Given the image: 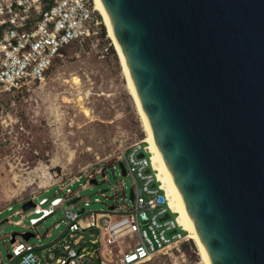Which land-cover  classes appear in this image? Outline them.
<instances>
[{
	"label": "water",
	"instance_id": "water-1",
	"mask_svg": "<svg viewBox=\"0 0 264 264\" xmlns=\"http://www.w3.org/2000/svg\"><path fill=\"white\" fill-rule=\"evenodd\" d=\"M98 1L209 264H264V0Z\"/></svg>",
	"mask_w": 264,
	"mask_h": 264
},
{
	"label": "rangeland",
	"instance_id": "rangeland-1",
	"mask_svg": "<svg viewBox=\"0 0 264 264\" xmlns=\"http://www.w3.org/2000/svg\"><path fill=\"white\" fill-rule=\"evenodd\" d=\"M98 14L93 35L64 48L41 82L29 84L17 97L10 94L0 98V222L9 217L10 223L0 225V264H15L5 255L9 235L24 232L11 225L19 220V216L11 215L23 200L34 196L49 199L58 187L80 176L70 189L90 203L85 211L106 212L113 204L109 187L120 181L125 187V204L130 205L129 178H120L110 168L105 169L103 181L96 174V185L79 191L85 181L82 173L108 166L109 159L130 145L143 141L148 151L117 51ZM101 191L103 197L99 196ZM75 206V212L82 208L79 202ZM63 214V208L56 209L33 233L29 232L38 237L28 241L41 247L34 251L37 256L60 237ZM184 238L177 247L140 264H204L185 232Z\"/></svg>",
	"mask_w": 264,
	"mask_h": 264
},
{
	"label": "built area",
	"instance_id": "built-area-1",
	"mask_svg": "<svg viewBox=\"0 0 264 264\" xmlns=\"http://www.w3.org/2000/svg\"><path fill=\"white\" fill-rule=\"evenodd\" d=\"M95 13L91 0H0V98L19 95L29 84L41 82L64 48L93 35L99 23ZM145 148L142 141L134 143L109 159L108 166L81 174L85 181L79 191L92 186L89 180L101 172L103 181L106 168L120 178L128 177L132 192L129 206L120 181L109 187L113 204L106 212L85 211L90 203L70 189L80 176L58 187L49 199L30 198L33 208L24 214L15 211L11 216H19V220L11 225L33 233L40 222L63 208L64 228L51 248L40 250L39 256L34 251L41 247L15 238L9 245L10 260L15 264H140L177 247L185 239L184 232L158 187ZM138 154L142 157L137 158ZM118 163L122 164L124 177ZM103 194L99 192V196ZM76 202L82 205L77 212ZM93 202L98 203V199ZM164 215L168 217L161 220ZM22 220L27 224L23 225ZM33 238L38 239L36 235Z\"/></svg>",
	"mask_w": 264,
	"mask_h": 264
},
{
	"label": "bare ground",
	"instance_id": "bare-ground-1",
	"mask_svg": "<svg viewBox=\"0 0 264 264\" xmlns=\"http://www.w3.org/2000/svg\"><path fill=\"white\" fill-rule=\"evenodd\" d=\"M91 1H92V5H93V10L96 13L100 14L101 17L98 14V16L100 17V21H101V23H104V26L107 30L108 38L110 39V41L112 42V44L114 45V47L117 51L124 76H125L127 83H128L131 98H132L134 106L138 112L140 123L144 129V134L147 138V149L149 152L147 150L146 151L148 154L150 153L149 154V162H150L151 169L154 171V176H155L156 182L158 183V187L162 192H164V195L167 199L168 208L174 214L176 222L180 226L181 230L184 231L187 234L188 238L194 243L203 263L209 264V262L205 256L204 250L202 249V247H201V245H200V243L196 237V234L192 228L191 222H190V220L186 214V211L182 205V202H181L178 194H176V189L172 183V180H171L161 158L159 157L158 151L154 145L151 132H150L148 125L144 119V116L140 110L138 100H137L135 93H134V90L132 88L125 62H124L123 57L120 54V51H119L118 47L116 46L114 39L112 37V33H111L110 24L108 22V19L104 13L99 1L98 0H91ZM93 1L95 2V5H94ZM102 20H103V22H102ZM151 156L154 159V161L152 163H151Z\"/></svg>",
	"mask_w": 264,
	"mask_h": 264
},
{
	"label": "trees",
	"instance_id": "trees-1",
	"mask_svg": "<svg viewBox=\"0 0 264 264\" xmlns=\"http://www.w3.org/2000/svg\"><path fill=\"white\" fill-rule=\"evenodd\" d=\"M15 97H17V95Z\"/></svg>",
	"mask_w": 264,
	"mask_h": 264
}]
</instances>
